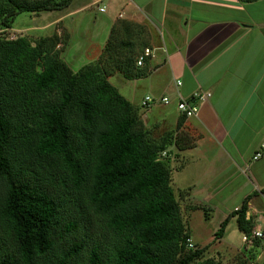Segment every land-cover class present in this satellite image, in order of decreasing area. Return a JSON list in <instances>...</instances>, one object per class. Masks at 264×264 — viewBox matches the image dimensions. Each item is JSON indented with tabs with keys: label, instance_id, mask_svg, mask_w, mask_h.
Returning <instances> with one entry per match:
<instances>
[{
	"label": "trees",
	"instance_id": "obj_1",
	"mask_svg": "<svg viewBox=\"0 0 264 264\" xmlns=\"http://www.w3.org/2000/svg\"><path fill=\"white\" fill-rule=\"evenodd\" d=\"M72 1L0 0V26ZM135 28L115 25L105 55L141 42L146 34ZM146 48L132 50L135 67L120 69L126 79L148 76L150 61L136 64ZM99 70L74 73L40 45L0 35V264H222L206 255L209 246L188 249L171 160L160 158L178 137L151 141L132 103ZM250 199L229 217L241 232L249 230Z\"/></svg>",
	"mask_w": 264,
	"mask_h": 264
},
{
	"label": "crops",
	"instance_id": "obj_2",
	"mask_svg": "<svg viewBox=\"0 0 264 264\" xmlns=\"http://www.w3.org/2000/svg\"><path fill=\"white\" fill-rule=\"evenodd\" d=\"M62 12L75 27L94 13L103 34L95 56L120 22L146 33L154 52L149 74L127 81L133 89L128 96L120 93L139 108L149 95L170 98L168 106L143 111V119L149 129L166 133L180 125L191 136L184 135L191 146L180 136L182 142L169 148L175 190L207 217L219 214L222 223L231 222L250 197L246 218L261 219L264 156H254L264 142V0H73ZM197 92L211 97L198 103V116L187 119L177 103ZM254 250L249 264H263L264 246Z\"/></svg>",
	"mask_w": 264,
	"mask_h": 264
},
{
	"label": "rangeland",
	"instance_id": "obj_3",
	"mask_svg": "<svg viewBox=\"0 0 264 264\" xmlns=\"http://www.w3.org/2000/svg\"><path fill=\"white\" fill-rule=\"evenodd\" d=\"M37 1L41 0H18V3L20 5H33ZM63 13L65 12L54 11L40 12L37 14H20L12 24V29H8V32L3 33L2 35L5 36L8 33L13 38H22L27 40L33 46L40 45L44 55L57 57L59 60L66 63L74 73L80 72L87 65L92 64L98 66L100 69L99 71L103 75H110L108 76L110 83L119 88L122 94L128 96V91L131 90L129 88L131 84L127 81L131 80L126 79L120 69L123 71L132 69L131 67L134 62L130 63L128 60L136 56L137 52L135 51H140L148 46L147 35L143 37L144 42H142L143 40L141 42L138 40L127 42L128 44L125 48L117 51L118 55L115 57H113L115 52L113 49H111V52H113L112 56H106L107 52L105 55L104 52L106 50V45L101 49V51L98 50V55L95 56L94 51L97 50L95 48L103 44V39L101 38L103 34L101 35V29L99 28L100 21L96 22L94 20L95 15L92 13L88 21H81L79 22V25H76L75 27V23L73 24V21L66 18L63 19ZM79 17L80 16H75L73 20L77 21L79 20ZM2 20L3 18H0V24ZM0 29L4 28L0 26ZM131 30L137 31V33H145L140 28ZM122 32H125V28L120 30L119 33L122 35ZM136 38L138 39L137 35ZM131 44L134 45L130 47ZM144 44L146 46H144ZM132 50L135 51L132 52ZM131 91H133V89ZM137 93L138 95L136 99L140 96L139 92ZM133 106L137 111L138 118L141 120L146 130H148L151 141L159 144L164 142L168 145L170 140L172 143L174 142L175 137H178L176 138L177 142H182L178 141L181 136L184 137L182 138L183 145L186 147L191 146V138L186 140L184 135H186V137L191 136H189L188 132H183L180 129L181 126L180 128L177 127V129H170L171 131L166 133L162 132V130L165 129L161 128L158 130V127L156 126L149 129L146 127L143 119L145 113L143 111H149V109H144L142 107L139 108L137 105ZM149 116L151 117L152 115L149 114ZM164 153L167 154L165 157ZM169 155H172V152L169 153L168 149V151L166 150L160 155V158L162 160H167L168 158L171 160ZM170 167L173 173V166L171 165ZM177 177L178 175L176 176V180ZM180 179L181 176L177 180V185L183 186L182 183L180 185L178 184L181 182ZM175 193L177 198L180 200L183 214L186 216L185 218L188 221L189 228L194 237L192 242L203 247L209 246V250L206 254L208 257L217 258L222 264H249L250 262H254L256 259V253H254L255 250L254 248H252V250H248L247 246H243L242 232H240V229L238 228L237 216L231 218V222L229 221L230 223H228L227 228L225 229L224 236L221 239H217L216 233L221 228L222 217L219 214L214 216L209 214L210 216L207 217L208 214L206 215L203 210H196L197 207L189 204L184 195L181 197L180 195L182 192L175 190Z\"/></svg>",
	"mask_w": 264,
	"mask_h": 264
},
{
	"label": "built area",
	"instance_id": "obj_4",
	"mask_svg": "<svg viewBox=\"0 0 264 264\" xmlns=\"http://www.w3.org/2000/svg\"><path fill=\"white\" fill-rule=\"evenodd\" d=\"M100 12H105V8H100ZM8 32V29H0V35L3 33ZM154 56V52L151 48H146L142 54H140L137 58L136 64L137 67L142 68L144 67L147 60H151ZM178 86H181V81L177 82ZM211 97L210 93H201L197 92L193 94L190 98H180L177 104V108L181 115L187 119L193 118L198 116L199 107L198 103L201 101H206ZM171 101L169 97H155L152 95L146 96L142 100V107L144 109H150L156 105H170ZM167 154L164 153V157ZM264 156V142L262 143L259 151L255 154L254 160H259ZM247 222L250 224L249 230L246 232H242V244L243 246H247L248 250H252L254 246L262 245L264 246V214L261 219H257L253 222L252 218L248 217L245 218ZM253 222V223H252ZM188 249H195L194 243L192 240H188Z\"/></svg>",
	"mask_w": 264,
	"mask_h": 264
}]
</instances>
